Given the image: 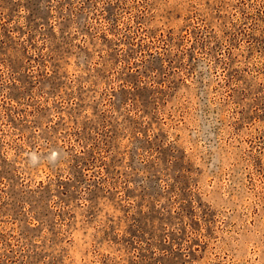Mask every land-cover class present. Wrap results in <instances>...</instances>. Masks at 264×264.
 Listing matches in <instances>:
<instances>
[{
	"label": "rangeland",
	"instance_id": "374dc122",
	"mask_svg": "<svg viewBox=\"0 0 264 264\" xmlns=\"http://www.w3.org/2000/svg\"><path fill=\"white\" fill-rule=\"evenodd\" d=\"M0 264H264V0H0Z\"/></svg>",
	"mask_w": 264,
	"mask_h": 264
}]
</instances>
